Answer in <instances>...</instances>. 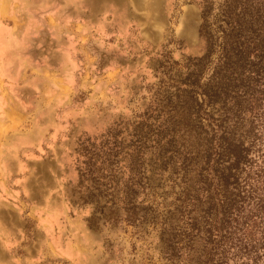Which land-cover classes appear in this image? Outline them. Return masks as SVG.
Masks as SVG:
<instances>
[{
  "label": "rangeland",
  "instance_id": "obj_1",
  "mask_svg": "<svg viewBox=\"0 0 264 264\" xmlns=\"http://www.w3.org/2000/svg\"><path fill=\"white\" fill-rule=\"evenodd\" d=\"M205 1L223 0H0V264L166 263L107 187L133 123L203 54Z\"/></svg>",
  "mask_w": 264,
  "mask_h": 264
},
{
  "label": "trees",
  "instance_id": "obj_2",
  "mask_svg": "<svg viewBox=\"0 0 264 264\" xmlns=\"http://www.w3.org/2000/svg\"><path fill=\"white\" fill-rule=\"evenodd\" d=\"M200 33L203 54L133 123L129 176L107 190L165 264H264V0L205 1Z\"/></svg>",
  "mask_w": 264,
  "mask_h": 264
}]
</instances>
